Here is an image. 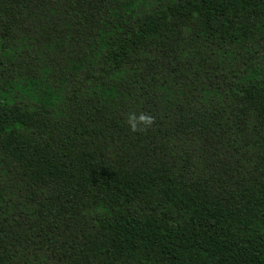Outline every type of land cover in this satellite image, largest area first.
Returning <instances> with one entry per match:
<instances>
[{
  "label": "trees",
  "instance_id": "16d2710c",
  "mask_svg": "<svg viewBox=\"0 0 264 264\" xmlns=\"http://www.w3.org/2000/svg\"><path fill=\"white\" fill-rule=\"evenodd\" d=\"M0 264H264V0H0Z\"/></svg>",
  "mask_w": 264,
  "mask_h": 264
},
{
  "label": "clouds",
  "instance_id": "9594fccd",
  "mask_svg": "<svg viewBox=\"0 0 264 264\" xmlns=\"http://www.w3.org/2000/svg\"><path fill=\"white\" fill-rule=\"evenodd\" d=\"M138 120H139L140 122H143V124H144L145 126H147V125H150V124H151V120H152V118L149 117V116L140 115L139 118H138ZM130 126H131L132 131H136L137 123H136L135 120H130Z\"/></svg>",
  "mask_w": 264,
  "mask_h": 264
}]
</instances>
